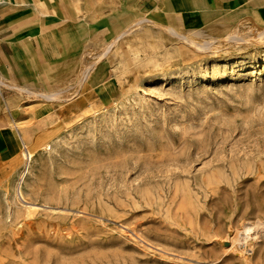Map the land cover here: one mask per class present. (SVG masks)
Returning a JSON list of instances; mask_svg holds the SVG:
<instances>
[{
	"label": "rangeland",
	"instance_id": "obj_1",
	"mask_svg": "<svg viewBox=\"0 0 264 264\" xmlns=\"http://www.w3.org/2000/svg\"><path fill=\"white\" fill-rule=\"evenodd\" d=\"M170 29L89 48L103 98L97 64L16 90L56 112L0 164V264H264V24Z\"/></svg>",
	"mask_w": 264,
	"mask_h": 264
},
{
	"label": "crops",
	"instance_id": "obj_2",
	"mask_svg": "<svg viewBox=\"0 0 264 264\" xmlns=\"http://www.w3.org/2000/svg\"><path fill=\"white\" fill-rule=\"evenodd\" d=\"M243 20L264 24V0H0V164H18L25 144L47 131L43 112H56L27 105L24 92L16 90L49 89L73 70L97 64L91 83L103 98L102 87L111 81L99 79L107 76L98 68L102 60L90 61L87 51L102 48L135 22L220 33ZM11 112L42 113L33 126L19 129L10 125Z\"/></svg>",
	"mask_w": 264,
	"mask_h": 264
},
{
	"label": "bare ground",
	"instance_id": "obj_3",
	"mask_svg": "<svg viewBox=\"0 0 264 264\" xmlns=\"http://www.w3.org/2000/svg\"><path fill=\"white\" fill-rule=\"evenodd\" d=\"M170 29V28H169ZM170 30H172V29H170ZM172 32V31H171ZM173 33V32H172ZM174 34V33H173ZM232 38V37H231ZM233 40V39H232ZM186 42V41H185ZM191 42V41H190ZM194 43V42H193ZM189 44V43H188ZM203 45V44H202ZM207 45H211L209 42H207V43H205V47H207ZM195 47V46H194ZM197 48V47H196ZM198 48H200V46H198ZM202 48V47H201ZM203 48H204V46H203ZM14 192H15V194H16V197H18V195H17V192H16V190H14ZM24 194V193H23ZM260 227V224L258 225V227L256 228H253V225L252 224H250V225H244V227H243V233H241L240 235H239V237H244V238H242L241 239V241L242 240H246L247 241V234H249L250 232H252V230H256V229H258ZM244 234H246V236L244 235ZM258 234V233H257ZM260 234H261V232H260ZM259 235V234H258ZM256 239H258V237L256 236Z\"/></svg>",
	"mask_w": 264,
	"mask_h": 264
},
{
	"label": "built area",
	"instance_id": "obj_4",
	"mask_svg": "<svg viewBox=\"0 0 264 264\" xmlns=\"http://www.w3.org/2000/svg\"><path fill=\"white\" fill-rule=\"evenodd\" d=\"M25 148V147H24Z\"/></svg>",
	"mask_w": 264,
	"mask_h": 264
}]
</instances>
